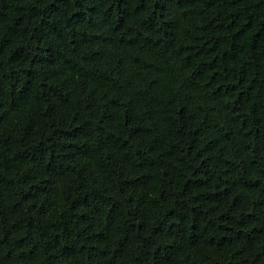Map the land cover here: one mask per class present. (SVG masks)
Here are the masks:
<instances>
[{"label":"trees","instance_id":"trees-1","mask_svg":"<svg viewBox=\"0 0 264 264\" xmlns=\"http://www.w3.org/2000/svg\"><path fill=\"white\" fill-rule=\"evenodd\" d=\"M0 264H264V0H0Z\"/></svg>","mask_w":264,"mask_h":264}]
</instances>
